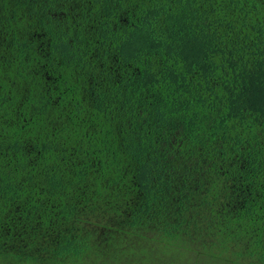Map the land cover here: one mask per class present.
<instances>
[{
	"label": "trees",
	"instance_id": "1",
	"mask_svg": "<svg viewBox=\"0 0 264 264\" xmlns=\"http://www.w3.org/2000/svg\"><path fill=\"white\" fill-rule=\"evenodd\" d=\"M151 249L264 264V0H0V264Z\"/></svg>",
	"mask_w": 264,
	"mask_h": 264
},
{
	"label": "rangeland",
	"instance_id": "2",
	"mask_svg": "<svg viewBox=\"0 0 264 264\" xmlns=\"http://www.w3.org/2000/svg\"><path fill=\"white\" fill-rule=\"evenodd\" d=\"M155 255H160V257H155ZM153 257V259H152ZM179 260L174 259L173 254H161L159 250H148L145 255H141L137 260H127L128 264H187V262L182 260V257L176 256ZM30 264H70V260L64 257H55L48 258L47 255H40L39 259L33 261Z\"/></svg>",
	"mask_w": 264,
	"mask_h": 264
}]
</instances>
